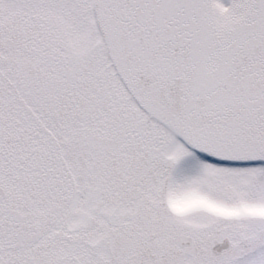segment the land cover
Instances as JSON below:
<instances>
[{"label":"snow or ice","instance_id":"obj_1","mask_svg":"<svg viewBox=\"0 0 264 264\" xmlns=\"http://www.w3.org/2000/svg\"><path fill=\"white\" fill-rule=\"evenodd\" d=\"M0 264H264V0H0Z\"/></svg>","mask_w":264,"mask_h":264}]
</instances>
